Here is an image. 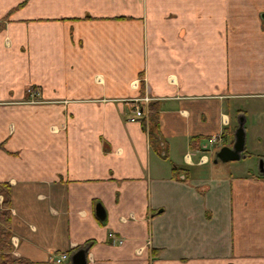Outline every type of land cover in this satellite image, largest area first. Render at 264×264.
<instances>
[{
  "label": "crops",
  "instance_id": "obj_1",
  "mask_svg": "<svg viewBox=\"0 0 264 264\" xmlns=\"http://www.w3.org/2000/svg\"><path fill=\"white\" fill-rule=\"evenodd\" d=\"M262 13L264 0H0L11 253L54 264L88 242L86 264H264ZM240 117L243 155L213 162Z\"/></svg>",
  "mask_w": 264,
  "mask_h": 264
},
{
  "label": "trees",
  "instance_id": "obj_2",
  "mask_svg": "<svg viewBox=\"0 0 264 264\" xmlns=\"http://www.w3.org/2000/svg\"><path fill=\"white\" fill-rule=\"evenodd\" d=\"M148 107V138L149 142L154 145L156 144L159 134H158V118L155 112L154 104L149 102ZM225 129L223 130V132ZM198 140L196 137L189 138V145L191 147H198ZM172 172L177 171V167L173 164L171 165ZM10 200H9V185L7 182H0V264H34L33 261L22 257L15 256L11 253L12 244L10 242ZM88 242L83 245L87 247Z\"/></svg>",
  "mask_w": 264,
  "mask_h": 264
},
{
  "label": "water",
  "instance_id": "obj_3",
  "mask_svg": "<svg viewBox=\"0 0 264 264\" xmlns=\"http://www.w3.org/2000/svg\"><path fill=\"white\" fill-rule=\"evenodd\" d=\"M264 15V13H262ZM243 118L237 119V125L233 130L232 141L229 145H220L218 149L213 152V162L235 160L242 156L243 149ZM94 215L97 219L103 220L104 211L98 202L94 203ZM60 264H86V248L77 247L69 253L68 261Z\"/></svg>",
  "mask_w": 264,
  "mask_h": 264
},
{
  "label": "built area",
  "instance_id": "obj_4",
  "mask_svg": "<svg viewBox=\"0 0 264 264\" xmlns=\"http://www.w3.org/2000/svg\"><path fill=\"white\" fill-rule=\"evenodd\" d=\"M135 82L132 81V86H134ZM149 100L148 97L146 96H141V97H135L133 98V111L135 116L139 117V118H144L146 119V113H147V108H146V103ZM219 136L215 135V136H211L210 137V141L213 143L215 141L219 140ZM202 158H200L201 160ZM14 244V241L12 240V243ZM69 256V253L65 252V251H61V252H57V253H52L49 257V260L52 261L54 264H60L64 261H67Z\"/></svg>",
  "mask_w": 264,
  "mask_h": 264
},
{
  "label": "rangeland",
  "instance_id": "obj_5",
  "mask_svg": "<svg viewBox=\"0 0 264 264\" xmlns=\"http://www.w3.org/2000/svg\"><path fill=\"white\" fill-rule=\"evenodd\" d=\"M147 121H148V120H147ZM218 147H219V146H216V147L214 146V147H212L213 152H214L216 149H218ZM210 148H211V145H208V149H210ZM12 240H13V239H12L11 236H10V242H11V243H12ZM12 245H13V244H12Z\"/></svg>",
  "mask_w": 264,
  "mask_h": 264
}]
</instances>
